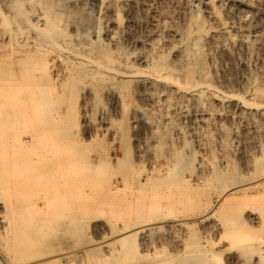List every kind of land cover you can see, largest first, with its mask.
Wrapping results in <instances>:
<instances>
[{"label":"rangeland","instance_id":"374dc122","mask_svg":"<svg viewBox=\"0 0 264 264\" xmlns=\"http://www.w3.org/2000/svg\"><path fill=\"white\" fill-rule=\"evenodd\" d=\"M10 1L13 7L7 6ZM57 1L73 5L83 15L90 14L96 21L99 19L103 31L110 26H106L112 21L110 19H119L122 28L128 16L135 14L138 22L133 28L136 39L129 44L122 41L124 49L131 58L147 54V64L155 59L164 61L167 58L164 62L175 76H183L184 69L179 67L182 64H178L180 61L175 53L187 47L189 34L196 33L197 28L200 31V25L205 28L212 26L218 31V23L212 22L209 11L215 9L218 17L226 20L232 38L242 41V45L231 48L227 45L229 38L219 34L216 38L222 42L215 39L209 46L211 53L205 62V76L195 73L194 82L180 76L177 78L180 87L164 83L169 89L160 92L158 88L149 105L133 102V105H142V117L146 122L142 141L147 151L144 161L137 164L135 137L131 135L133 130L129 129L130 155L139 168L135 166L126 180L119 174L112 175V171L101 176L102 180L92 174L85 178L86 181H82L86 183L83 184V190L57 193L51 176L42 174L40 153L37 151L36 155L34 152L36 147L24 150L22 145L15 144L20 153L27 154L25 159L27 157L28 162L22 154L19 155V170L14 174L12 172L14 176L10 179H0V264H264V0H214L216 2H211L208 8L199 4V0H146L147 4H136L132 14L124 4L125 0H116V11L112 13L106 9H88L80 3L81 0H0V8L9 15L6 20L0 15V44L7 43L6 33L13 27L23 26L26 34L35 31L27 19H34L32 23L38 27L43 23L35 20L38 15L45 14L49 9L53 13H62L56 5ZM232 4H235L232 7L235 13L229 14L226 8ZM14 16H18L15 18L17 24L12 18ZM80 17L84 18L82 15ZM82 18H76V28L67 26V30L81 28ZM256 35L260 36L259 41H254ZM159 39H164L162 44ZM222 45L226 47L225 50L221 49ZM12 48L15 49V45ZM8 49L10 47L0 48V129L4 131L0 132V136L9 146L22 137L30 141L40 128L42 111L37 110L35 99H32L37 88L52 84L57 86L62 82L51 78L40 81L38 72L43 67L51 76L54 75L51 64H4ZM226 62L228 66H225ZM62 66L58 69L63 70ZM204 83L211 84L212 90L204 89ZM193 85H198L204 92L198 94L192 91ZM90 97L78 100L77 107L85 104L87 117L93 119L98 128L104 101ZM163 97L168 99L165 101ZM51 108L56 109L54 105ZM170 110H174L173 113ZM87 137L85 144L90 145L92 150L105 140L99 133L92 140ZM3 150L4 147L0 146V162L4 157ZM149 175L156 179L155 183V180L147 179ZM158 178L164 179L160 181ZM17 182L18 189L14 187ZM154 185L157 187L152 188L155 191L150 188ZM95 186H100V190H96ZM120 187L122 190H119ZM227 189L231 190L228 192ZM75 217L80 219L76 221ZM144 221L147 223L146 228H138L140 223L145 224ZM22 225L25 227L21 228ZM33 225L38 226L39 235L27 238L28 243L24 246L26 250L35 253L29 261H24L21 260V252L10 249L15 241L12 235L20 231L30 233L34 230ZM132 230L134 234L128 236L127 233Z\"/></svg>","mask_w":264,"mask_h":264},{"label":"bare ground","instance_id":"6f19581e","mask_svg":"<svg viewBox=\"0 0 264 264\" xmlns=\"http://www.w3.org/2000/svg\"><path fill=\"white\" fill-rule=\"evenodd\" d=\"M205 1H207V0H205ZM147 2L148 1H146V0H139V1L138 0H125L124 4H125V6L127 5L128 11H131L130 13L132 14V12L134 11V8H135L134 6L136 4H138V3L139 4H145V3L147 4ZM211 2L215 3L216 1L209 0L207 2H201L199 0L198 3L203 4L205 8H208L209 6H207V5H210ZM220 2H222V1H220ZM8 3H9L7 5L8 7L14 6V4L11 1ZM80 3L82 5L84 4L85 6H87L88 9L89 8H92V10L94 8H99V9H103V10L106 9V10L110 11L111 13L115 10V8L118 4V2H116V0H81ZM188 3H190V1ZM56 5L60 7L59 10L62 13H57V12L53 13V10L49 9L45 12V14L38 15L35 18V20H37L38 22H43V23H40L41 25L38 27L32 23L34 19L33 20L27 19L31 25L30 27H32L35 31H33V32L28 31L26 34L25 33L26 28H23V26H18L16 28L13 27L12 29H9V31L6 33L7 38H8L7 43L0 44L1 49L4 46L10 47V49H8L9 51L7 52L8 57L3 59L4 64H43L44 66L46 64H51V68H53V70H54V75L51 76L50 73L47 71V69L45 67H43L38 72V76H40V78H39L40 81L51 78V79L56 80L58 82L59 81L62 82L60 85H57V86L52 84L51 86H48V87H41V86H40V88L36 87L37 91H36V94L32 97V99H35L34 102L36 104L37 110H40L42 112H41V116L39 118L40 119V123H39L40 128L37 129L38 132L36 130V133H34L33 136L29 134L30 136L33 137L31 139V140H33V142H30L31 140L27 141L22 137L23 139L18 138V141L16 140V142H14L13 145L8 146V143L5 141V139L3 138L4 140H2V138L0 136V146L4 147V150H3V156L4 157L2 159V162H0V179H1V177H3V179H5V177L10 179V177L14 176L12 174L16 173V171L19 170V169L17 170V165H18V161L20 158L19 155L22 154L24 159H25V156L27 155L26 153H24V154L20 153L18 147L15 146V144L22 145L24 150H29L31 147H36V149H35L36 151H34V152H36L35 153L36 155L38 154L37 151L40 153V159L39 160H40V167L42 168L41 169L42 174L51 176V178L53 179V181L55 183V190H57L56 191L57 193L58 192L76 193L78 191L83 190L85 188V186L83 184L86 185V183L85 182L83 183L82 181H86L85 178H87L88 175H92V174H94L96 176V178L97 177L100 178L101 176L103 177V175L105 176L109 171H112L113 172V173H111L112 175L113 174H116V175L119 174V175L123 176L125 179L128 174L130 175V173H132L134 171L135 166H137L136 162L134 163L132 161V158L130 155L129 129L133 130L134 134L131 133V135H134V137H135L134 148L136 149V151L138 153V155H137L138 156L137 157L138 163L137 164L142 163L144 161L146 151H147V150L146 151L144 150V146H143L144 144L142 141V140H144V134H145V128H146L145 127L146 122H144L143 117H142V105L144 104L143 102L147 103L146 105H149L148 103L152 102L150 100L153 99L155 92L158 88H159L160 92L167 91L169 88L166 87V85H164V83H166L168 85H170V84L175 85V86L177 85L178 87H180V84H179L178 79H177L180 76L185 77V80H188L191 82L195 81V79H196L195 73H197V72H199L201 75L205 76L206 75L205 62H206V60H208L207 57L211 53V52L209 53V50H210L209 46L214 42L215 39H217L216 37H218L219 34L229 38V39H227L228 40L227 45H229V47H231V48L236 47L238 44L242 45V41H237V40L232 38V34L230 33V30L226 24V20L222 19V17H218L215 9L213 11H209V14H211L210 18H211L212 22L218 23L217 24L218 27L216 26L218 28V31H216L215 28L212 26H207L205 28L204 26L200 25L201 26L199 29L200 31H198V28H197L196 33L191 34V35L189 34V36L187 35L188 36L187 47L184 50L175 53L176 55H178L177 58L180 61L178 64H182L179 67L184 69V73H183V76L180 74L178 76H175V74L173 75L172 71L168 68L169 66L164 62L167 58L164 61L155 59V60H153V62L151 64H147L146 63L147 57H148L147 54H140L139 56L136 55L137 56L136 58H131L130 55L128 54V52L124 49L122 41H125L126 43H128V42H132L136 39V32L133 28L138 24V22L135 18L136 16H134L135 14L128 16V19L124 23L122 28L120 27L121 24H120L119 19L115 20L113 18L114 19L113 20V19L109 18L112 21H109V22L107 21L108 23L106 26L110 25L109 27H112V28L107 27V29L105 31H103V30H101V23L99 22V19H98V21H96L94 18L90 17V14L83 15L81 13V11H79L73 5L65 4L62 1H57ZM144 6H146V5H144ZM233 6L235 7V4H232L229 8H226V10L228 9L227 11L229 12V14L235 13L234 12L235 10L232 8ZM23 7H25V6H22V8ZM205 8H204V10H205ZM15 9H16V7H15ZM20 9H21V7H20ZM209 9H207V10H209ZM232 9L234 11H232ZM237 9H239V7ZM16 10L20 11L19 9H16ZM242 10H244V9H242ZM24 12H26V11L24 10L23 13ZM11 13H13V12H11ZM18 13L21 15L22 12H18ZM26 13L28 14V12H26ZM19 14H18V16H19ZM0 15L3 17L4 20H6L9 16L1 8H0ZM13 15H14V13H13ZM81 15L84 16V18L80 17ZM27 16H29V15H27ZM17 17H15V16L12 17V18H14L13 20L15 22H16L15 18H17ZM76 18L78 20H79V18L83 19V23H82L81 28H79V29L73 28V30L68 31L67 26L70 28L71 27L76 28V26H75V22L77 21ZM182 20H183V18H182ZM16 24H17V22H16ZM155 26L156 25H154V27ZM189 28H190V26H189ZM158 33H159V31H158ZM239 33H240V31H239ZM243 33H246V32H243ZM253 34H254V32H253ZM171 35H172V33H171ZM5 36L6 35H4V37ZM240 36H243V35H240ZM162 37H161V39H162ZM170 37H169V39H170ZM177 37H176V39H177ZM154 38H155V36H154ZM157 38L158 37H156L155 39H157ZM172 38H173V36H172ZM172 38H171V40H172ZM237 38H239V37H237ZM248 38L249 37H247V39ZM164 39L162 41H164ZM221 39H224V38H221ZM251 39H253V38H251ZM254 39H255L254 41H259L260 36L256 35ZM159 40H157V43ZM174 40H175V38H174ZM153 41H155V40H153ZM162 41L160 40L161 44H162ZM218 41H220V40L217 39V42ZM220 42H222V41H220ZM149 43H151V42H149ZM259 43H258V46H259ZM220 44H222V43H220ZM14 45H15V49L12 48V46H14ZM139 45H141V44H139ZM161 46H159V47H161ZM149 47H151V45ZM156 48H157V46H156ZM182 48H184V47H182ZM244 48H246V47H244ZM135 49H137L136 45H135ZM157 49H156V51H157ZM161 49H166V48H161ZM171 49H172V47H171ZM221 49L225 50L226 47L224 45H222ZM240 49H241V47H240ZM242 49H243V47H242ZM141 50H143V49H141ZM148 50H149V48H148ZM177 50H178V47H177ZM158 51H159V49H158ZM217 51H218V49H217ZM167 52H169V51H167ZM217 53H220V52H217ZM225 53H224V55H225ZM249 53H250V51H249ZM157 54H158V52H157ZM160 54H161V52H160ZM172 54H173V52H172ZM257 54H258V52H257ZM161 55H163V54H161ZM236 55H238V54H236ZM245 55H244V57H245ZM151 56H153V55H150V57ZM164 56H166V55H164ZM210 56H213V55H210ZM214 56L216 57V54ZM224 58H226V57H224ZM159 59H161V58H159ZM247 59H249V58H247ZM263 59H262V62H263ZM226 60H229V59H226ZM137 61L141 62V64H138ZM175 62H176V60H175ZM61 64L63 65L62 66L63 70L58 69V67L61 66ZM169 65H171V64H169ZM211 65L213 66L214 64H211ZM225 66H228V62H226ZM9 78H10V76H9ZM182 80H184V79H182ZM8 82H9V80H8ZM255 82H256V80H255ZM83 83H84V85H82ZM200 84L198 83V85H200ZM262 84H264V83H262ZM48 85H50V84H48ZM81 85L83 87L79 88ZM198 85L197 86L193 85L194 87H193L192 91H195L198 94L203 93L204 91H202V89H200L201 87H199ZM201 86H203V85H201ZM191 87H192V85H191ZM7 89H9L8 86H7ZM204 89L212 90V85L208 84V83H206V84L204 83ZM179 90H183V89H179ZM188 91H186L185 93H187ZM7 92H9V91L7 90ZM160 92H159V95H160ZM176 92H178V91H176ZM259 93H261V92H259ZM259 95L261 96V94H259ZM90 96H93V98L95 97L96 99L101 98L104 101L103 107L101 109L100 118H99L100 120L97 118L100 121V124L98 123L99 124L98 128L96 127V125L92 121L93 119L91 120L90 118L87 117L86 105L82 103L80 108L77 107V101L78 100H81V99L85 100ZM8 97H9V95H8ZM157 97H159V96H157ZM163 99H164V97H163ZM167 99L168 98H166L164 100L166 101ZM10 101H11V99H10ZM134 101H136L138 103L142 102L141 103L142 105H133ZM86 102H89V101H86ZM154 102H155V99H154ZM7 103H9V100H7ZM101 103H102V101H101ZM52 105H54L56 107V109L51 108ZM94 106H96V104ZM62 107L65 108L64 111L61 110ZM146 107H148V106H146ZM178 108H180V107H178ZM28 109H29V107H28ZM156 109H157V107H156ZM45 110H47L46 113H45ZM170 111H172V110H170ZM173 111H172V113H173ZM6 112H8V111L6 110ZM29 112H30V110H29ZM0 113H1V111H0ZM31 114L34 115L33 113H31ZM87 114H89V112ZM93 115H94V113H93ZM163 116H164V114H163ZM39 119H37V121ZM34 120H35V118H34ZM3 127H5V126H3ZM7 131H8V129L5 130V132H7ZM11 131L12 130H10V132ZM0 132L4 133V131L1 129H0ZM97 133H99L101 135V137L105 140L99 147L92 150L93 148H91L90 145L87 146L85 144V139H87L88 138L87 136H89V138L92 140V137L93 136L96 137ZM147 135H149V133ZM174 135H176V134L174 133ZM4 136H6V135H4ZM151 137H152V135H151ZM161 137H163V136H161ZM150 138H148V139H150ZM94 140H95V138H94ZM180 140H181V138H180ZM150 144L152 145V143H150ZM135 154H136V152H135ZM28 158H30V157H28ZM26 159H27V157H26ZM26 159H25V161H26ZM152 159H154V158H152ZM8 160H10V163L7 164ZM5 161H6V163H5ZM27 162H28V159H27L26 163ZM34 162H35V160H34ZM32 163L33 162L31 161V165H33ZM149 163H150V161H149ZM9 164H10V167L8 168L7 166ZM188 165H189V163H188ZM140 167H142V166H140ZM185 167H183V168H185ZM34 168H36V167H34ZM156 169H157V166H156ZM206 169H208V168H206ZM157 170H160V169L158 168ZM177 171H179V170H177ZM155 172H156V170H155ZM174 174H173V176H174ZM145 175H147V174H145ZM180 175H182V174H180ZM173 176H172V178H173ZM147 179H150V181L155 180L154 183L156 182V179H154V177L152 179V177L150 175H149V178H147ZM147 179H146V177L144 178L145 181H147ZM158 179H160V178H158ZM162 179H164V178H161L160 181H162ZM179 179H180V177H179ZM100 180H102V178H100ZM89 181L91 182V180H89ZM145 181L143 183L144 187H145ZM19 183H20V185L23 186V184H21V181H19ZM146 184H149V182ZM141 185H142V183H141ZM14 187L18 189V182L16 183V185ZM112 187L114 188L115 186H112ZM153 187H156V186L154 185V186H151L150 188L152 189ZM20 188L21 187H19V189ZM95 189L100 190V186L98 188H97V186H95ZM119 190H122V188L120 187ZM152 190L155 191V189H152ZM229 190H231V189H229ZM229 190L227 189L228 192H229ZM140 192H142V191H140ZM152 192H150V193H152ZM180 197H181V195H180ZM130 216H132V215H130ZM79 219L80 218H78V217L74 218V220H76V221H78ZM39 220H40V218H39ZM169 222H171V221H169ZM169 222H166V223H169ZM149 223H151V221ZM137 224H139V223H137ZM140 224H139V226H137L138 228H143V227L146 228V224H147L146 222H145V224H143V223L141 225ZM22 227H25V226L22 225L21 228ZM147 227H149V226L147 225ZM15 228H18V226L16 227V225H15ZM33 229L34 230L30 233H28L26 231H22V232L20 231V232L13 234L14 236L12 235V237H15V241L13 242V244H14L13 247L11 246L12 248H10V249L12 251L16 250L17 252H21V255H22V256L20 255L21 260L29 261L31 258L34 257L33 255L35 252L33 253V251H32V253H31V251L26 250L25 246H24L25 244L28 243V241H26L27 238L32 237V236L36 237L37 235H39V233L37 231L38 226L33 225ZM133 229H135V228H133ZM128 231L129 230H127V232ZM12 233H14V232H12ZM127 234H128V236H132V234H134V231L132 230ZM45 236H44V238H45ZM133 244L134 243H132V246H133ZM7 247H10V245H8ZM90 247H92V245ZM7 249L8 248H6V250ZM63 254L64 253H62V255ZM19 260H18V262H19ZM0 261H1V259H0ZM33 261H31V262H33ZM2 264H4V262ZM197 264H199V263H197Z\"/></svg>","mask_w":264,"mask_h":264},{"label":"built area","instance_id":"2783aa9c","mask_svg":"<svg viewBox=\"0 0 264 264\" xmlns=\"http://www.w3.org/2000/svg\"><path fill=\"white\" fill-rule=\"evenodd\" d=\"M148 1H151V0H148Z\"/></svg>","mask_w":264,"mask_h":264}]
</instances>
